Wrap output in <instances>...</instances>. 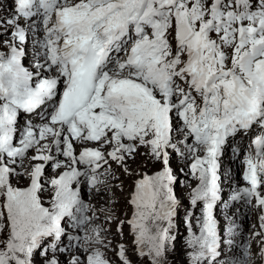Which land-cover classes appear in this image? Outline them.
<instances>
[{
	"label": "snow or ice",
	"instance_id": "6c2138e0",
	"mask_svg": "<svg viewBox=\"0 0 264 264\" xmlns=\"http://www.w3.org/2000/svg\"><path fill=\"white\" fill-rule=\"evenodd\" d=\"M185 167L188 264L264 261V0H0V264H132L93 203L121 174L118 231L168 264ZM217 209H235L227 237Z\"/></svg>",
	"mask_w": 264,
	"mask_h": 264
},
{
	"label": "rangeland",
	"instance_id": "374dc122",
	"mask_svg": "<svg viewBox=\"0 0 264 264\" xmlns=\"http://www.w3.org/2000/svg\"><path fill=\"white\" fill-rule=\"evenodd\" d=\"M183 163L184 162H181L182 165H183ZM134 167H136V166L134 165ZM146 170L149 171L148 168ZM184 172H185L186 175H185L184 179L181 181V184H180V185H183V186H184L185 179L190 177V176L187 175L186 167L184 168ZM128 178H130V179H128ZM125 179H127V181H122L123 182V186L125 187L124 183H126L127 185H130L131 188L130 189L129 188H125V191L121 190V194L128 196V195H130V193L133 190V182L136 179V177L134 176L132 178V177H128L127 176V178L125 177ZM179 187L181 188V186H179ZM115 190L118 192L120 189L119 188H115ZM175 194H176V196L178 198L179 207L177 209L178 216L174 220V224L178 225L179 231L177 233L176 229L175 228L173 229V235H175L177 237V242H176V245H175V250L174 251H172V250L169 251L168 264H188V259H187V251H188V249L186 248L187 228H186V225H185V220H186V217H187L188 210L190 208L189 195L188 196L187 195H181L179 193H175ZM122 200L125 201V197L116 198V199H114L111 202L112 203L111 205H117ZM127 202H128V199H127ZM122 208L120 209L121 211H122ZM125 213H126V217H125L124 221L126 222L132 215V209H131L130 206H129V210H127ZM197 214H198V210H197ZM121 216H123V215L122 214H118V216H117L116 214H114V218H113L114 221L111 222V223H114V224L113 225L109 224V226H106V223H104V220H103L104 227L106 229H110V231L106 232L107 236H109L110 238H111V234L114 235L118 231V228L116 226H117V224L119 222V218L121 219ZM102 218H104V217H102ZM245 219L246 220L248 219L247 222H250V223L252 222L251 219H249V218H245ZM96 222H98V221H96ZM98 224H101V222H98ZM193 229L197 231V229L195 227V220L194 219H193ZM123 230H124L123 231L124 232V234H123L124 237L123 236L119 237L120 236V232L118 231L119 232L118 233V237L119 238L114 240V243L115 244L117 243L115 245V247H117V245H119V244H123L128 250V256L132 260V264H140V261H139L137 255L135 254V246H134V243H133V236L130 234L129 227H128L127 223H124ZM226 236L227 235H225V237ZM108 240L111 241L113 239H108ZM254 249L255 250H253V251L256 252L258 250V245H256ZM256 253H258V251ZM113 254H115V253L113 252ZM61 260H63V257H61ZM258 261H259V258L256 259L255 263H258ZM117 264H119V263L117 262Z\"/></svg>",
	"mask_w": 264,
	"mask_h": 264
},
{
	"label": "bare ground",
	"instance_id": "6f19581e",
	"mask_svg": "<svg viewBox=\"0 0 264 264\" xmlns=\"http://www.w3.org/2000/svg\"><path fill=\"white\" fill-rule=\"evenodd\" d=\"M148 170H149V173H151V172L155 171L156 169L151 168V166H149L148 167ZM187 171L188 170L186 168V172ZM224 172H225V169H224ZM125 177L127 178V176H124V175L121 174L120 179L122 181H127V179H125ZM128 179H130V178H128ZM116 183H118V182L117 181H113V184H116ZM224 184H225L224 192H225V195L227 196V193L230 191V189L228 187L229 181L226 179V177H225V180H224ZM124 185H125V187L123 186L124 187L123 188L124 191H125V188H129V189L131 188V186L130 185H127L126 183H124ZM180 186H181V188L180 187L176 188L175 193H179L181 195H187L188 196L189 193L191 192L192 188H194L196 186V181H195V179H193L191 177H188L184 181V186L183 185H180ZM119 191L117 192L115 190V188H113L112 193H105V194H103V196L97 197L96 200L93 201V203L96 204L98 207L101 204H104L105 201H107V207L109 209H111V211L114 214H116L117 216H118V214H122L123 215V216H121V219L119 218V222H118L117 226L115 225L117 228H118V225H119L120 221H124V219L126 217V213L125 212L127 210H129V204L127 202V199L129 200V198H130V195H128V196L127 195H123V194H121V190H119ZM119 197H125V201L122 200L117 205H111L112 204L111 202L114 199L119 198ZM121 208H122V211L120 210ZM234 211H235V209H229L228 212H227V214H225V212L222 209H217V211H216V217H217V219L219 221L220 229L223 231L224 235H227L226 229H227L228 223H227V218L226 217L227 216H231ZM102 217H104V216L101 215V218H100V220H98V222L103 223L104 218H102ZM249 219H251V221H252L251 223L250 222H247L248 219L246 220L244 217H241L240 220H239V223L242 224L243 229H244L246 235L253 230L251 228V225H253V224L258 225V214H257L256 210H252L251 216H250ZM112 221H114V220H112ZM98 222H96V223L98 224ZM110 224L113 225L114 223H110ZM106 226H109V224L106 223ZM118 233L119 232L117 231L114 235L111 234V238L109 236H107V233H104V235L107 237V239H113V240H111V246H112V248H115V245L117 244V243L116 244L114 243V240L117 239V238H119V237H122L123 234H124V232H123L122 235L120 233V236L118 237ZM256 245L257 244L255 243V241H253L252 242V250H255L254 248H255ZM256 252H254V253H256ZM115 257L116 256H115V254H113L112 251H109L108 252V258L110 260H112L113 264H117V262L119 263V261ZM63 259H64V257H63ZM255 264H264V261H262L261 259H259L258 263H255Z\"/></svg>",
	"mask_w": 264,
	"mask_h": 264
}]
</instances>
